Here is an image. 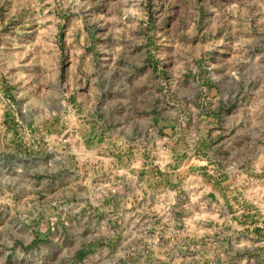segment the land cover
I'll return each mask as SVG.
<instances>
[{
	"label": "rangeland",
	"instance_id": "1",
	"mask_svg": "<svg viewBox=\"0 0 264 264\" xmlns=\"http://www.w3.org/2000/svg\"><path fill=\"white\" fill-rule=\"evenodd\" d=\"M0 264H264V0H0Z\"/></svg>",
	"mask_w": 264,
	"mask_h": 264
}]
</instances>
